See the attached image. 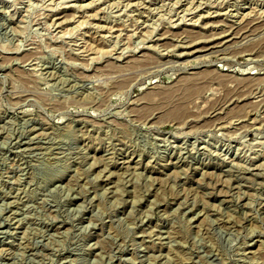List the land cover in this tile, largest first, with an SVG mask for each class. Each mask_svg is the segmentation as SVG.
Masks as SVG:
<instances>
[{
	"label": "rangeland",
	"instance_id": "374dc122",
	"mask_svg": "<svg viewBox=\"0 0 264 264\" xmlns=\"http://www.w3.org/2000/svg\"><path fill=\"white\" fill-rule=\"evenodd\" d=\"M0 264H264V0H0Z\"/></svg>",
	"mask_w": 264,
	"mask_h": 264
}]
</instances>
